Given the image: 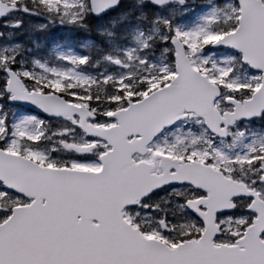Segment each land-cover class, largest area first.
Listing matches in <instances>:
<instances>
[{
    "label": "snow or ice",
    "instance_id": "obj_1",
    "mask_svg": "<svg viewBox=\"0 0 264 264\" xmlns=\"http://www.w3.org/2000/svg\"><path fill=\"white\" fill-rule=\"evenodd\" d=\"M0 264H264V0H0Z\"/></svg>",
    "mask_w": 264,
    "mask_h": 264
}]
</instances>
